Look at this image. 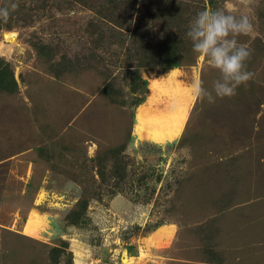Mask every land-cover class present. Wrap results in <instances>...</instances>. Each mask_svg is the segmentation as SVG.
<instances>
[{"label": "rangeland", "instance_id": "374dc122", "mask_svg": "<svg viewBox=\"0 0 264 264\" xmlns=\"http://www.w3.org/2000/svg\"><path fill=\"white\" fill-rule=\"evenodd\" d=\"M190 1L253 25L237 37L253 75L230 98L191 95L219 73L185 48L168 70L161 47L125 61L132 46L91 32L76 0H0V264H264V0ZM168 78L186 109L153 91ZM136 108L148 125L186 113L184 128L141 140Z\"/></svg>", "mask_w": 264, "mask_h": 264}, {"label": "trees", "instance_id": "16d2710c", "mask_svg": "<svg viewBox=\"0 0 264 264\" xmlns=\"http://www.w3.org/2000/svg\"><path fill=\"white\" fill-rule=\"evenodd\" d=\"M76 2L95 12L96 19L88 21L87 27H90L91 32L99 36L105 27L110 36H123L127 44L132 46L125 51V61L133 58L129 54L131 50L152 51L155 47H161L165 51L166 62L157 64L168 70L178 66L173 54L178 47L182 50L185 48L187 54L189 52L190 65L197 56L192 51V44L186 32L196 13L204 10V5H193L190 0H101L95 5L94 0ZM207 3L210 4L211 0ZM123 42L124 40L119 38L113 44L121 46ZM144 87L145 82L141 81L140 86L136 88L144 90Z\"/></svg>", "mask_w": 264, "mask_h": 264}, {"label": "clouds", "instance_id": "9594fccd", "mask_svg": "<svg viewBox=\"0 0 264 264\" xmlns=\"http://www.w3.org/2000/svg\"><path fill=\"white\" fill-rule=\"evenodd\" d=\"M18 4L12 3L15 10ZM9 16L8 7H0V18L5 21ZM253 30L247 15H236L225 9L198 11L188 26L186 36L192 44V51L199 59L205 60L208 66L219 73L209 91L201 80L190 85V93L197 99L214 102L217 98H230L236 90L246 84L252 73L246 70V61L251 50L239 43L237 37L246 36Z\"/></svg>", "mask_w": 264, "mask_h": 264}, {"label": "bare ground", "instance_id": "6f19581e", "mask_svg": "<svg viewBox=\"0 0 264 264\" xmlns=\"http://www.w3.org/2000/svg\"><path fill=\"white\" fill-rule=\"evenodd\" d=\"M173 82L174 81H172V78H168L165 85L163 83H162L163 84L162 85L160 82H154L153 83V91L158 92L157 97H159V95H168L167 93L175 94V96H178L176 98V104L177 105H172L170 109H186L185 108L186 105L184 103L186 102V100L188 98H190V95H189V93L186 92V90L179 88V86L174 87ZM178 98H180V102L177 100ZM157 103H158V100H156L155 103L153 104V106H154L153 108H151L152 106H148L147 109H157V108H155ZM140 109L143 110L141 113L139 111ZM144 109L145 108H139L136 111L135 132L140 139H142L140 131L143 130L144 128H146V126L150 127V128L147 127V129H148L147 131H149V133H150V135L148 136V140L152 141L156 144H163L166 141H171V140L177 138V136L182 132V130L184 128L185 120L187 118L186 113H183V114L180 113V114L172 115L170 118L171 120H169L168 122L164 121L166 119L165 116H163V115L158 116V114L156 113V116H158L157 118L159 120L154 118L152 121V118H151L149 120V125H148V123L145 119L142 120V115H143V113H145ZM151 121H152V123H151ZM154 125H160L161 126V127L156 128L157 132H155L153 129L150 130ZM31 221H32V219H31ZM34 228H35L34 226L27 224L25 233L27 232L26 234H29V235L32 234ZM122 260L124 263L127 262L126 258H123Z\"/></svg>", "mask_w": 264, "mask_h": 264}, {"label": "crops", "instance_id": "0c3cea01", "mask_svg": "<svg viewBox=\"0 0 264 264\" xmlns=\"http://www.w3.org/2000/svg\"><path fill=\"white\" fill-rule=\"evenodd\" d=\"M150 85H151V83L149 84V88H150ZM151 94H152V91H151V88H150V94H149V96L146 98L145 102L142 103L141 105L147 106L146 104H147L149 98L151 97ZM141 105H139V106H141ZM139 106H138V107H139ZM138 107H137V108H138ZM137 108H136V110H137ZM135 120H136V113H135ZM141 140H142V139H141ZM143 140H147V139H143ZM166 142H168V141H166ZM166 142H165V143H166ZM155 144H156V143H155ZM159 145H160V144H159Z\"/></svg>", "mask_w": 264, "mask_h": 264}]
</instances>
